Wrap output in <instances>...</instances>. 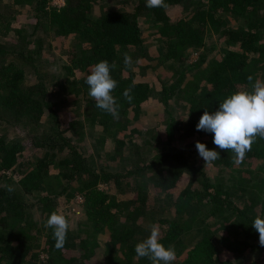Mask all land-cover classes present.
<instances>
[{
  "label": "trees",
  "instance_id": "obj_1",
  "mask_svg": "<svg viewBox=\"0 0 264 264\" xmlns=\"http://www.w3.org/2000/svg\"><path fill=\"white\" fill-rule=\"evenodd\" d=\"M63 2L0 0V264H95L100 236L107 241L99 264H152L135 258V246L153 225L161 230L160 242L175 248L172 264H264L252 226L257 216L264 218V139L237 165L233 153L213 143L214 134L196 127L206 110L213 113L230 95L264 82V0H165L166 10L146 7L147 0ZM150 21L152 32L143 26ZM48 34L68 43L61 40L57 58L51 56L55 71ZM214 35L217 41L209 43ZM217 42L220 51L210 57ZM191 53L198 57L190 62ZM104 60L117 65L111 75L118 82L119 119L96 107L85 82ZM159 72L172 74L161 87L144 77ZM133 82L129 103L123 92ZM72 103L79 112L64 119ZM147 106L163 113V133L137 141L122 134V124ZM85 120L93 137L114 139L109 156L118 160L115 169L81 149ZM178 132L195 138L194 146L218 151L212 163L227 175L216 180L197 167ZM70 190L82 196L91 228L76 251L69 250L70 231L57 250L47 228L42 259L29 230L34 203L27 198L41 194L37 204L59 212L56 200L67 204Z\"/></svg>",
  "mask_w": 264,
  "mask_h": 264
},
{
  "label": "clouds",
  "instance_id": "obj_2",
  "mask_svg": "<svg viewBox=\"0 0 264 264\" xmlns=\"http://www.w3.org/2000/svg\"><path fill=\"white\" fill-rule=\"evenodd\" d=\"M146 7L166 10L169 5L165 0H147ZM135 63L138 64L139 59ZM124 65L129 68L133 66L132 57L127 53L124 54ZM116 67L115 61L111 64L107 60L101 61L92 67L85 82L96 107L119 119L120 105L113 95L118 82L111 75ZM247 79L249 82L253 81L251 75ZM134 86L135 82L123 92L125 100L129 103L133 100L130 93ZM196 127L198 131L214 134L213 143L219 149L233 153L234 163L241 164L257 139H264V82L256 80L253 91H237L230 95L220 103L219 110L213 113L206 110ZM196 149L206 166L220 159V153L209 150L205 143L197 142ZM7 191L13 192L15 189L8 186ZM252 226L259 233L260 246H264V218L257 216ZM45 227L53 230L55 248L62 250L72 227L70 220L63 213L54 211L48 217ZM160 237L159 226L153 225L150 236L135 246V258H147L152 264H172L176 260L175 248L166 247L160 242Z\"/></svg>",
  "mask_w": 264,
  "mask_h": 264
},
{
  "label": "rangeland",
  "instance_id": "obj_3",
  "mask_svg": "<svg viewBox=\"0 0 264 264\" xmlns=\"http://www.w3.org/2000/svg\"><path fill=\"white\" fill-rule=\"evenodd\" d=\"M53 4H57V5H62L64 2L63 0H52ZM27 22H30V19L27 18L26 19ZM146 29L151 30L148 32H152V21H150L149 24H144L143 25ZM47 37V42L51 43L54 48L51 52V54L49 55V57L51 58V56H55L57 58L58 54H59V45L61 40L65 43L64 45H67L68 43L66 41H64V38L62 37H55L54 34H48L46 35ZM217 41V37L216 35H214L212 37V39H209V43ZM220 47L221 44L220 42H217V47L213 52H210V57L213 56V54L218 53L220 51ZM156 48V47H153ZM198 57L197 53H191L189 55V61H194L196 58ZM52 61H49V65L50 68L55 71L56 66L58 65V63L53 61V58H51ZM157 72V70H156ZM155 72V73H156ZM146 80H150L155 86L157 87H161L160 82H162L163 80H169L172 78V74L170 76H164L162 73H157L156 75H145L144 76ZM161 78H163L161 80ZM56 81H52L50 85H54ZM61 95H59L60 97ZM184 100H180L179 105H176L177 108V114L179 119L183 118L186 111L183 108L184 105ZM80 107L83 105H85L84 102L79 104ZM67 111L63 110V118L64 119H68V116L71 115V117H73L72 115L74 114L72 110H77V112H79V109L76 106V103H72V105H69L67 107ZM162 115L163 113L161 111H159L156 107L154 106H147L142 110V113L139 117L137 118H133L130 117V123L125 122L122 124L121 128V133L122 134H127V135H132V138L134 140H139L142 139L143 137H148L149 139H151V137L154 134H157L158 132L163 133L164 131V121L162 122ZM82 119H85L84 117ZM86 122L82 125L84 126L85 131L87 132V134L85 135V138L82 139L80 141L81 144V149L83 150V152H85L86 154L90 155L93 157V160H97L98 162H101L103 164H107L108 166H110L111 168L115 169L118 164V160H114L113 158H111V156H109V153H112L113 149L116 147L115 142L113 140H102L99 136V138L97 137H93L92 134L90 135V128H91V123H88L87 120H85ZM161 121V124H159V122ZM181 134V135H180ZM185 133L183 132H178V139L182 142V146L183 148L187 151V153H190L192 158L195 159L196 161V166L199 167L202 170H206L208 171V173L211 175L212 178L214 179H218V177L221 176H226L227 173H222L217 169H215L213 163L206 166V162L199 156V153L196 149V145H193V140L195 138L190 137L189 135H184ZM184 135V136H182ZM115 138V137H114ZM191 142V144H190ZM162 143L159 144V147H162ZM100 146V148H99ZM108 153V155H106ZM100 155V158H98L97 156ZM262 162V161H260ZM96 164V162H94ZM258 161L254 162L252 165L256 168L258 167ZM263 167V166H262ZM258 169V168H256ZM230 171V170H229ZM262 174H264V170H259ZM257 172V170H256ZM220 174V175H219ZM188 179V176H187ZM187 179H185L183 181V184H186ZM73 185L76 186L77 183L73 182ZM103 187H107L106 184H102ZM74 190H70L65 196L69 198V201L67 204L65 205H61V200L58 199L56 200V207L59 210V212H63L68 216V219L71 222V229L69 232V239L71 240V246L69 247V250L72 251H76V246L78 245L79 241L85 237L88 233V231L91 228V222L89 221L88 217H86V212L84 210V207L82 205V201H80V197H82L81 195H79L77 192H72ZM41 194L38 195H32L29 196V198H27V200L29 202H33V206H29L28 207V212H31V218L33 219L31 222V224L29 225V230L30 233L34 236L33 240L38 243L36 244V246H40L41 247V258L45 259L47 258V253L44 250V245H45V240H46V235L45 232L47 230V228L45 227L46 221L48 219V217L50 216V214L52 213L51 210L49 209H43L40 204H37V201L39 199V196ZM83 199V198H82ZM64 201V200H62ZM61 205V206H60ZM100 242H101V246L100 249L97 250L95 257L93 258V263L95 264H99L101 263L104 259H103V252L104 249L103 247H106V241L107 239L104 238V236H100ZM40 241H37V239ZM187 239H189L187 237ZM190 241V240H189ZM70 252V251H69ZM253 253H255L254 251H250L246 257L251 254L253 255ZM227 255L229 256V254L227 253Z\"/></svg>",
  "mask_w": 264,
  "mask_h": 264
},
{
  "label": "built area",
  "instance_id": "obj_4",
  "mask_svg": "<svg viewBox=\"0 0 264 264\" xmlns=\"http://www.w3.org/2000/svg\"><path fill=\"white\" fill-rule=\"evenodd\" d=\"M80 201H82V197H80Z\"/></svg>",
  "mask_w": 264,
  "mask_h": 264
}]
</instances>
